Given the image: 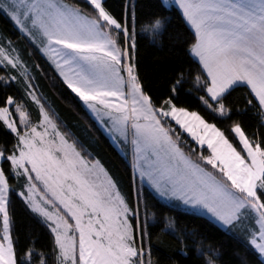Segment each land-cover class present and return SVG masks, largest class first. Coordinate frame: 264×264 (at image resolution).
<instances>
[{
	"label": "snow or ice",
	"instance_id": "snow-or-ice-1",
	"mask_svg": "<svg viewBox=\"0 0 264 264\" xmlns=\"http://www.w3.org/2000/svg\"><path fill=\"white\" fill-rule=\"evenodd\" d=\"M174 2L176 25L153 12L141 29H171L150 77L138 0H0V264H264V0ZM50 79L123 169L91 124L60 116ZM161 204L222 239L165 213L154 241Z\"/></svg>",
	"mask_w": 264,
	"mask_h": 264
},
{
	"label": "trees",
	"instance_id": "trees-1",
	"mask_svg": "<svg viewBox=\"0 0 264 264\" xmlns=\"http://www.w3.org/2000/svg\"><path fill=\"white\" fill-rule=\"evenodd\" d=\"M113 3H119V0H111ZM140 6L147 5L142 8V12L139 13V20L137 24L138 39L140 42V56L143 64V71L147 72L148 75L155 76L156 72L162 67L167 66V53L168 48L170 47V36L167 34L171 32V29L161 30L159 40L157 37H154L150 31H141L146 21L151 20L149 13L158 12L161 16L167 17L171 21L172 25H176L180 20V10L177 6L171 5L168 6L164 3L163 0H138ZM6 26V22L3 18V14L0 13V27ZM162 45V46H161ZM159 60L161 63H156ZM43 65V61H41ZM47 67L46 65H44ZM2 74V70H0ZM41 84L43 85V92L50 99L54 100V107H56L57 112L60 116L66 120L69 126L79 123L80 125L91 124L93 134L96 135L102 144V155H105L107 158H110L111 161L119 168H124V161L117 156L116 152L113 151V148L110 147V141L107 139L106 135H102L100 131H97V126L92 124V121L88 118V115L85 113L80 103L76 98L71 94L69 90L64 88L56 80H42ZM162 87V85H157ZM10 91L15 92V89ZM185 99L191 100L193 105L196 101L192 97H184ZM246 123H251L248 121L247 117L244 118ZM10 139V138H9ZM14 205L17 209L18 215L22 220L26 221L24 216L21 204L19 201H14ZM153 211L156 212L157 217L160 218V223L152 229L154 236L153 240L155 241V234L159 233V229L163 227V214L167 213L173 215L177 218L178 226L187 227L189 229L195 228L198 230L199 234L205 237L209 241L217 242L222 239L218 232L215 222L211 221L210 218L197 215L189 216L184 213L182 210L177 212H172L168 206L159 205ZM161 239L166 242H173V239L167 232L161 235ZM231 251V249H229ZM154 252L158 253L160 257L167 255V249L161 245L154 248ZM178 259H183L182 257L177 256ZM231 261V264H239L238 259L232 257L231 255H226L224 257Z\"/></svg>",
	"mask_w": 264,
	"mask_h": 264
},
{
	"label": "rangeland",
	"instance_id": "rangeland-1",
	"mask_svg": "<svg viewBox=\"0 0 264 264\" xmlns=\"http://www.w3.org/2000/svg\"><path fill=\"white\" fill-rule=\"evenodd\" d=\"M163 1H164V3H165L166 5H168V6H171V5H175V6H176L174 0H163Z\"/></svg>",
	"mask_w": 264,
	"mask_h": 264
},
{
	"label": "crops",
	"instance_id": "crops-1",
	"mask_svg": "<svg viewBox=\"0 0 264 264\" xmlns=\"http://www.w3.org/2000/svg\"><path fill=\"white\" fill-rule=\"evenodd\" d=\"M33 115L35 116V111H33Z\"/></svg>",
	"mask_w": 264,
	"mask_h": 264
}]
</instances>
